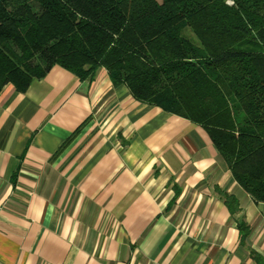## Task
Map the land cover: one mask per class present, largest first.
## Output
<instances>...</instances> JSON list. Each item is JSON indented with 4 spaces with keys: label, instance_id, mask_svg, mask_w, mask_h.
I'll return each instance as SVG.
<instances>
[{
    "label": "crops",
    "instance_id": "obj_1",
    "mask_svg": "<svg viewBox=\"0 0 264 264\" xmlns=\"http://www.w3.org/2000/svg\"><path fill=\"white\" fill-rule=\"evenodd\" d=\"M0 264H264V202L200 126L54 65L0 91Z\"/></svg>",
    "mask_w": 264,
    "mask_h": 264
},
{
    "label": "trees",
    "instance_id": "obj_2",
    "mask_svg": "<svg viewBox=\"0 0 264 264\" xmlns=\"http://www.w3.org/2000/svg\"><path fill=\"white\" fill-rule=\"evenodd\" d=\"M54 65L200 126L264 202V0H0V91Z\"/></svg>",
    "mask_w": 264,
    "mask_h": 264
},
{
    "label": "rangeland",
    "instance_id": "obj_3",
    "mask_svg": "<svg viewBox=\"0 0 264 264\" xmlns=\"http://www.w3.org/2000/svg\"><path fill=\"white\" fill-rule=\"evenodd\" d=\"M158 1H160V0H158Z\"/></svg>",
    "mask_w": 264,
    "mask_h": 264
}]
</instances>
